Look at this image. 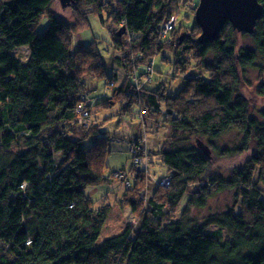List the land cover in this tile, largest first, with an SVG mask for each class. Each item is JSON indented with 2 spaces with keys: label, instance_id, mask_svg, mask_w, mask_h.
Listing matches in <instances>:
<instances>
[{
  "label": "trees",
  "instance_id": "trees-1",
  "mask_svg": "<svg viewBox=\"0 0 264 264\" xmlns=\"http://www.w3.org/2000/svg\"><path fill=\"white\" fill-rule=\"evenodd\" d=\"M183 1L79 0L69 7L74 20L67 21L57 15L56 0H0V264H264V110L261 120L255 117L241 93L246 70L258 59L264 71V0L248 35L252 49L238 46L229 23L206 44L197 41L195 23L162 34L161 25L180 7L194 14L199 0ZM102 12L125 27L126 40L112 35L113 60L124 76L111 77L102 99L90 105L84 76L102 79L106 69L95 42L73 50L71 39L88 14ZM42 17L48 23L38 32ZM22 47L26 58L14 55ZM163 51L173 54L177 72L194 71L174 96L133 79ZM259 89L264 93V85ZM79 105L88 113L85 124L78 122ZM93 108L110 114L90 121ZM133 110L136 119L144 111L165 128L155 152L165 173L143 207L147 166L155 158L149 149L140 167L131 154L134 176L121 171L130 181L121 199L135 203L137 226L97 245L111 205L103 196L95 207L88 191L112 184L119 173L105 174L110 136L102 128L113 117H134ZM228 130L240 142L218 151L214 141ZM196 139L210 147L211 158ZM250 144L248 161L231 167L228 159L251 150ZM165 177L167 187L160 184ZM222 192L234 195L226 213L185 215L202 211ZM166 205L178 209L175 219L166 216Z\"/></svg>",
  "mask_w": 264,
  "mask_h": 264
},
{
  "label": "rangeland",
  "instance_id": "rangeland-1",
  "mask_svg": "<svg viewBox=\"0 0 264 264\" xmlns=\"http://www.w3.org/2000/svg\"><path fill=\"white\" fill-rule=\"evenodd\" d=\"M185 2L193 5L195 0L183 1V3ZM55 10L61 19L64 17V19L68 21V19L71 18L70 21H73L75 18L72 16L70 8L62 10L58 2L56 3ZM176 15V29H179V27L191 28L193 26L195 22L194 15L189 13L185 8L180 7ZM101 17L104 19V23L102 22ZM107 18L108 15L105 12H102L100 15L94 13L88 14L86 24L80 26L78 32L73 35L71 39V47L73 50L78 47L86 46L91 42H95L106 69V77H103L102 79L92 78L93 76L88 74H85L84 76L86 83L90 88V90L86 93L87 97L89 96L87 102H89L90 105H93L95 102L102 99L104 92L107 90L105 88V83H107L111 77L116 75L121 81L124 76L122 69L118 67L117 63L113 60V57L116 55L117 51L112 46V35L115 34L117 27L108 21ZM47 23V17H42L37 26V31L42 32ZM180 29L184 30L182 28ZM235 37L237 39L238 46H241L245 49L253 48L251 38L248 35L244 36V34L236 33ZM120 38L126 40L127 35L122 34ZM16 49L17 51L15 53L13 52L14 55L19 54L23 58H26L28 53L26 47ZM256 64L257 65L255 67L246 70L244 84H242L241 87V93L248 100L250 112L261 120L260 112L264 110V93L260 92L259 88L261 85H264V71L257 68V66L261 68L263 67L262 62L259 59L257 60ZM147 66H151L152 68V82L148 84V81L141 80L139 84L150 89L155 88L157 93L165 94L166 96L176 95L184 85V78H188L194 74L192 68H189L183 74L177 72L178 70L174 67L173 54L169 51H163L158 55H155L151 59L149 65H141L138 70V75H142L140 74V71L145 70ZM162 109L165 110L164 104H162ZM115 112H117L116 109L111 111L112 114ZM133 112L135 113L136 111L133 110ZM161 113L163 114V111ZM108 114H110V111L97 112L96 109H94L90 121L94 119V115L98 116L99 120H101L102 118L108 116ZM143 116V122L138 118L136 119V113L134 114V117L116 116L113 117L112 120H109L107 125L102 129L108 131V135L110 136L108 141V149L110 150V153L106 159V175H109L113 172L125 171L129 178L134 176V173L132 171L130 172L132 167V155L129 152V145L133 139L136 138V140H140V138H143V143H145L147 151H149V149L152 150L153 157L155 159H152L151 163H149L147 166L151 176L149 177L151 184H147L146 193L142 197L143 207H145L146 197H148L149 193L153 190L155 186L154 184L157 183L158 179H160L165 173V169L160 167L158 161L156 160V155L161 147V141L163 140V137L167 135V132L162 124L157 125V122L152 119L153 116ZM239 142V134L235 130H228L214 141V145L219 151L220 149H228L234 145H237ZM250 148L251 150L243 153V155L231 156V158L228 159L230 166L240 167L245 163V161H248L253 149L251 144ZM156 151L157 153L155 155ZM212 157L214 158L215 156ZM218 164L219 162H216L215 166ZM115 180L116 181L110 185H102L98 188L88 191V196L94 200L95 207L103 203V196H106L107 203L111 205L110 213L108 214L107 221L100 233L97 245L101 244L104 240L109 239L114 235L123 233L129 225L132 227L137 226V213L139 210H136L134 202H131L129 205H125L123 203L121 195L125 191V187L121 185L116 177ZM259 186L262 190L264 189L262 184L259 183ZM233 204V193L222 192L211 199L202 211L190 210L185 215L202 219L203 217L206 218L211 213H226L233 206ZM141 210L143 211V209ZM165 212L166 216L169 214L171 218L175 219L178 209L170 208L168 205H166ZM236 226L240 231L244 230L243 223H237Z\"/></svg>",
  "mask_w": 264,
  "mask_h": 264
},
{
  "label": "water",
  "instance_id": "water-1",
  "mask_svg": "<svg viewBox=\"0 0 264 264\" xmlns=\"http://www.w3.org/2000/svg\"><path fill=\"white\" fill-rule=\"evenodd\" d=\"M57 1L62 8H67L79 0ZM261 14L260 0H199L194 11V23L200 28L197 41L202 44L213 42L227 23L239 33L252 35ZM124 32L125 27L122 26L117 35ZM196 145L205 157H211L207 144L196 139Z\"/></svg>",
  "mask_w": 264,
  "mask_h": 264
},
{
  "label": "built area",
  "instance_id": "built-area-1",
  "mask_svg": "<svg viewBox=\"0 0 264 264\" xmlns=\"http://www.w3.org/2000/svg\"><path fill=\"white\" fill-rule=\"evenodd\" d=\"M174 17H171L167 23L164 25V30L162 31V34H165L166 32L170 31L171 29H173L174 27ZM150 71V68H147V73ZM145 79L149 80V76L146 74ZM83 100V97L82 99ZM76 112H78V114L80 115L78 118V122L81 124H85L84 122V118H86L88 116L87 111L84 109L83 106L79 105L76 109ZM142 113H144V111H142ZM130 153H132L133 155V163L135 165H141L143 162V156L140 155V152L138 151V147L131 145L130 146ZM116 177L122 180H125V176L119 172L116 174ZM163 184L167 185L169 183V181L167 179L163 180L162 182ZM125 186L128 187L129 186V182L127 180H125Z\"/></svg>",
  "mask_w": 264,
  "mask_h": 264
},
{
  "label": "clouds",
  "instance_id": "clouds-1",
  "mask_svg": "<svg viewBox=\"0 0 264 264\" xmlns=\"http://www.w3.org/2000/svg\"><path fill=\"white\" fill-rule=\"evenodd\" d=\"M57 1V0H56ZM58 2V1H57ZM199 2V1H198ZM59 3V2H58ZM75 4V3H74ZM198 4V3H197ZM197 6V5H196ZM60 8H62L61 6H60ZM67 8H69V7H67ZM194 15V14H193ZM174 17V22L176 23V17L175 16H173ZM175 23H174V27H175ZM120 27H122V25H120V26H118V28H117V30H116V32H118V30H119V28ZM173 27V28H174ZM115 32V33H116ZM237 32V31H236ZM167 33V32H166ZM165 33V34H166ZM237 33H239V32H237ZM122 34H125V32L124 33H122ZM121 34V35H122ZM164 34V35H165ZM240 34H242V33H240ZM120 35V36H121ZM245 35H247V34H245ZM118 36V35H117ZM119 36V37H120ZM127 38H128V36H127ZM147 65H149V64H147ZM147 68H150V71L152 70V68H151V66H147L146 68H145V74L144 75H137V73L133 76V79L135 80V82L136 83H140V81L141 80H144V81H148V83H151L152 81H151V79L149 78V80L147 79H145V76H146V74L148 75V73L150 72H148L147 73ZM110 84H112V81L110 82ZM137 88H139V84H137ZM106 89H108V88H106ZM107 91V90H106ZM144 114V113H143ZM143 114H142V112L138 115L139 116V120H141L142 121V119H143ZM196 141V140H195ZM144 142V140H143V138H141L140 140H139V145H137V147H138V151L140 152V155L141 156H143L144 157V155L146 154V152H147V149H146V146H145V143H143ZM131 146V145H130ZM130 149V148H129ZM199 149V148H198ZM200 150V149H199ZM211 151V150H210ZM129 152H130V150H129ZM132 154V153H131ZM204 155V154H203ZM211 158V157H210ZM140 167L142 166V164L141 165H139ZM115 176H116V174H115ZM116 179H118L119 181H121L122 182V184H123V186L127 189V188H129L130 187V181H129V178H127L126 177V175H125V180H127L128 182H129V186L128 187H126L125 186V180H122V179H119V178H117L116 177ZM165 179H167L168 181H169V183H170V178H168V177H165V178H163V180H165ZM163 180H162V182H163ZM160 183V184H162V185H164L165 187H167L168 185H169V183L167 184V185H165V184H163V183Z\"/></svg>",
  "mask_w": 264,
  "mask_h": 264
},
{
  "label": "bare ground",
  "instance_id": "bare-ground-1",
  "mask_svg": "<svg viewBox=\"0 0 264 264\" xmlns=\"http://www.w3.org/2000/svg\"><path fill=\"white\" fill-rule=\"evenodd\" d=\"M168 20H166L162 25H161V30H164V25L167 23ZM80 115L78 114L77 117H79Z\"/></svg>",
  "mask_w": 264,
  "mask_h": 264
}]
</instances>
